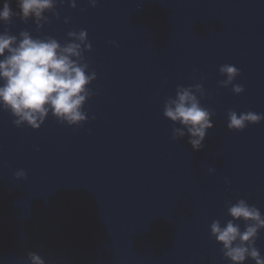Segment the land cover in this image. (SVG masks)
<instances>
[{
  "label": "water",
  "instance_id": "water-1",
  "mask_svg": "<svg viewBox=\"0 0 264 264\" xmlns=\"http://www.w3.org/2000/svg\"><path fill=\"white\" fill-rule=\"evenodd\" d=\"M56 12L42 30L13 17L0 32L63 45L86 30L94 95L82 126L49 115L18 128L0 110V264H28L29 252L46 264H231L211 223L240 199L264 214V121L227 127L229 111L264 115V0H58ZM224 64L242 94L220 86ZM200 83L215 115L196 151L173 139L164 106ZM256 246L264 255V230Z\"/></svg>",
  "mask_w": 264,
  "mask_h": 264
},
{
  "label": "clouds",
  "instance_id": "clouds-1",
  "mask_svg": "<svg viewBox=\"0 0 264 264\" xmlns=\"http://www.w3.org/2000/svg\"><path fill=\"white\" fill-rule=\"evenodd\" d=\"M67 2L71 8H77V0H59ZM18 12H14L11 0H4L0 7V24L11 25L13 17L20 18L24 23L34 20L37 30H42L49 23L47 13H52L59 20L56 12L58 0H15ZM92 7L97 0H89ZM69 23V19H64ZM91 52L92 45L86 30L68 32V40L62 45L52 36L33 37L28 30L19 35L10 29L0 32V110L9 112L13 124L20 128L25 125L39 130L49 115L61 124L70 127L82 126L88 121L84 111L87 101L94 95L91 85L97 79L95 71H90L84 55ZM220 86H232L236 95L245 89L234 84L240 75L234 65L224 64L220 67ZM203 84L194 87L180 86L175 97H170L164 106V116L174 125L173 139L179 140L188 136V143L199 151L209 130L214 128L213 112L201 105L204 96ZM264 121V115L252 111L237 113L228 112L227 127L230 131H243L249 124L256 125ZM215 172V169H209ZM17 180H26L23 170L15 173ZM227 214L231 219L222 223L214 220L210 225L211 235L222 245L224 257L231 264H264V255L256 246L259 234L264 230V214L251 206L247 200L240 199L230 204ZM243 222L244 229H241ZM28 264H46L37 253L29 252Z\"/></svg>",
  "mask_w": 264,
  "mask_h": 264
}]
</instances>
